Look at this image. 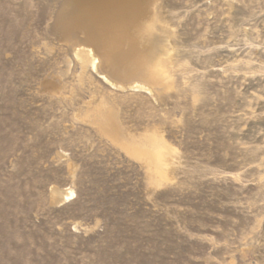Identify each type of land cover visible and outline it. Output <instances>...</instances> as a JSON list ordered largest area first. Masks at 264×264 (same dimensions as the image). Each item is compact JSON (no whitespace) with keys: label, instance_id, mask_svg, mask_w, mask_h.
<instances>
[{"label":"rangeland","instance_id":"374dc122","mask_svg":"<svg viewBox=\"0 0 264 264\" xmlns=\"http://www.w3.org/2000/svg\"><path fill=\"white\" fill-rule=\"evenodd\" d=\"M89 9L0 0V264H264V0Z\"/></svg>","mask_w":264,"mask_h":264},{"label":"bare ground","instance_id":"6f19581e","mask_svg":"<svg viewBox=\"0 0 264 264\" xmlns=\"http://www.w3.org/2000/svg\"><path fill=\"white\" fill-rule=\"evenodd\" d=\"M81 2L89 4V17L92 19V22L95 25H99L104 31L109 30L117 39L121 35V33H124L129 21L132 19L135 0H81ZM77 19L81 24L88 21V17L83 15L78 16ZM81 52L84 56L93 55V51L92 49H90V47H82ZM84 56L79 58L86 64L87 56ZM95 62L96 58H94L92 61L94 69H96ZM102 78L108 85L117 87V85L110 82L105 76H102ZM135 85L138 88L140 87L141 89H145L143 85L135 83L133 86ZM147 156L151 160V162H153L156 169L158 171H161V163L163 159L162 154L158 150H155L151 154H147ZM50 194L52 201L60 202L70 201L69 198L73 196V192H68V190L59 191L58 189L51 190Z\"/></svg>","mask_w":264,"mask_h":264}]
</instances>
